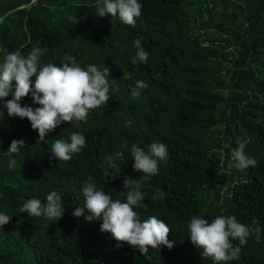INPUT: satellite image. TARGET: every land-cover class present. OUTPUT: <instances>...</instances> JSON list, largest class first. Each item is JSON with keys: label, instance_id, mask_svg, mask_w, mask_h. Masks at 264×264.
Segmentation results:
<instances>
[{"label": "trees", "instance_id": "trees-1", "mask_svg": "<svg viewBox=\"0 0 264 264\" xmlns=\"http://www.w3.org/2000/svg\"><path fill=\"white\" fill-rule=\"evenodd\" d=\"M135 25L96 15L97 0H0V62L9 52L27 55L33 46L47 49L41 63L59 65L71 55L82 67H108L106 105L90 110L86 122H62L40 141L30 122L0 119V264H213L190 241L193 215L211 222L234 216L264 228V0H138ZM75 17L76 23H74ZM142 37L146 63L133 64V41ZM143 80L139 97L130 89ZM11 95L6 99H11ZM33 109L31 96L20 101ZM81 132L86 146L69 161H49L52 141ZM13 139L27 146L8 166ZM244 149L258 165L228 169L231 149ZM167 146L168 159L149 176L142 191L141 218L156 216L170 227L171 250L149 248L147 259L120 242L117 248L101 221L72 215L83 206L81 183L89 175L115 199L125 177L139 179L129 152L132 143ZM224 145H228L225 148ZM119 178H106V157ZM157 189L166 195L152 200ZM61 194L64 213L56 222L28 217L19 208L26 199L44 201ZM238 244V241H234ZM228 264H264V232L252 235L239 259Z\"/></svg>", "mask_w": 264, "mask_h": 264}, {"label": "clouds", "instance_id": "clouds-1", "mask_svg": "<svg viewBox=\"0 0 264 264\" xmlns=\"http://www.w3.org/2000/svg\"><path fill=\"white\" fill-rule=\"evenodd\" d=\"M142 4L138 0H97L96 15L99 17H117L122 23L135 25L136 18L142 14ZM76 23L75 17H73ZM142 37L133 41L135 53L130 57L133 64L146 63L148 53L141 41ZM47 49L39 45L33 46L27 55L20 50L9 51L0 62V119L6 109L9 118L27 119L31 128L38 132L39 140L45 141L46 135L62 122H86L90 110L106 105L110 100V89L116 81H110L108 67L96 64L81 66L71 55H65L59 65L41 63V57ZM148 87L143 80L135 81L130 89L133 97H139ZM11 95V99H6ZM31 96L34 104L40 105L33 109L21 106L20 101ZM2 142V141H0ZM247 140H239L237 146L231 149V159L228 161L229 170L236 168L244 170L256 167L257 160L244 151ZM27 146L24 139H13L6 151L8 166L13 167L17 161L15 156ZM86 146V138L79 131H72L67 138H57L52 141L49 161H69L73 154L80 153ZM228 148V145H224ZM135 171L143 173L139 179L125 177L122 191L113 198L111 194L97 187L91 175L81 183L83 206L74 208L72 215L82 217L86 221H101L99 229L108 232L117 241L138 249L147 259L149 248L166 247L169 250L175 241L168 239L170 227L156 216L141 218L137 209L147 208L143 203L145 193L142 191L145 180L159 172V165L168 159L167 146L162 142H153L145 147L131 144L130 152ZM106 178H119V172L114 170L112 158L106 157ZM166 193L157 189L152 200H160ZM61 194L51 191L44 201L39 198L26 199L20 206V213L28 217H45L56 222L62 218L64 203ZM11 215L0 213V226L11 220ZM190 241L202 249V256L210 258L213 264H228L238 260L242 246L246 245L250 236L254 235L257 242L261 239L264 228L260 222L253 219L250 224L237 221L231 215H217L211 222L200 215H193L187 223ZM238 241V244H234Z\"/></svg>", "mask_w": 264, "mask_h": 264}]
</instances>
